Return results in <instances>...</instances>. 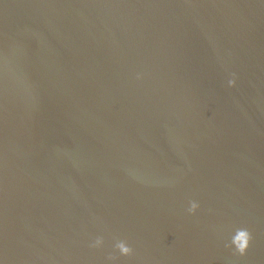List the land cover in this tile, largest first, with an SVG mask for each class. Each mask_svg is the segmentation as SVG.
I'll list each match as a JSON object with an SVG mask.
<instances>
[{
  "label": "water",
  "instance_id": "obj_1",
  "mask_svg": "<svg viewBox=\"0 0 264 264\" xmlns=\"http://www.w3.org/2000/svg\"><path fill=\"white\" fill-rule=\"evenodd\" d=\"M0 264H264V0H0Z\"/></svg>",
  "mask_w": 264,
  "mask_h": 264
},
{
  "label": "clouds",
  "instance_id": "obj_2",
  "mask_svg": "<svg viewBox=\"0 0 264 264\" xmlns=\"http://www.w3.org/2000/svg\"><path fill=\"white\" fill-rule=\"evenodd\" d=\"M235 74H233V77ZM229 86L235 85V79H230L228 81ZM199 208V203L196 201H189V207L187 209L189 214H195L196 210ZM252 233L246 228H237L234 234L231 237V241L226 247L233 249V254L238 256H244L247 253V250L252 241ZM103 237H97L94 242L90 245L93 248H100L103 245ZM115 248L118 250L121 256H130L132 255L133 249L127 244L126 241L120 240L115 244ZM109 261L117 259L114 255H109L107 257Z\"/></svg>",
  "mask_w": 264,
  "mask_h": 264
}]
</instances>
